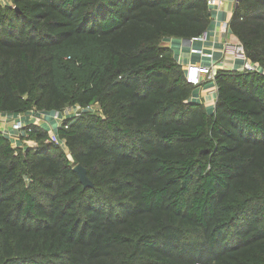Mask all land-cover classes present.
Segmentation results:
<instances>
[{
    "label": "trees",
    "instance_id": "trees-1",
    "mask_svg": "<svg viewBox=\"0 0 264 264\" xmlns=\"http://www.w3.org/2000/svg\"><path fill=\"white\" fill-rule=\"evenodd\" d=\"M210 22L208 0L0 1V113L63 117L33 147L0 131V264H264V0L233 11L258 69L218 71L212 113L166 45Z\"/></svg>",
    "mask_w": 264,
    "mask_h": 264
},
{
    "label": "crops",
    "instance_id": "crops-1",
    "mask_svg": "<svg viewBox=\"0 0 264 264\" xmlns=\"http://www.w3.org/2000/svg\"><path fill=\"white\" fill-rule=\"evenodd\" d=\"M0 1L7 2V0ZM208 3L211 10V22L205 33L200 38L191 39L190 42L167 39L166 45L172 49L173 56L184 73L190 64L210 66L216 73L220 70L241 71L245 59L235 53V48L240 44V41L230 28H225V25L229 24L237 0H208ZM190 100L203 103L209 113L214 112L217 100L216 82L202 77L200 85L193 86ZM53 117L44 114L37 116L34 113L16 117L5 114L1 117L6 121L0 122V131L12 139L16 146L33 147L35 146L34 141L21 138V135L27 136L25 128L35 124L45 128L50 135H54L63 118L61 119V115ZM14 120L21 122V130L13 127Z\"/></svg>",
    "mask_w": 264,
    "mask_h": 264
},
{
    "label": "built area",
    "instance_id": "built-area-1",
    "mask_svg": "<svg viewBox=\"0 0 264 264\" xmlns=\"http://www.w3.org/2000/svg\"><path fill=\"white\" fill-rule=\"evenodd\" d=\"M225 28L229 29V24L228 25L226 24ZM198 38H200V37H198ZM235 53L237 56L243 57L245 59V63L243 64L241 71L252 72V71L257 70V67L255 65H252L249 61H247L246 56H245V52H244V48L241 44L236 46ZM184 76H185V80L187 83H189L193 86H197V85H200V83L202 81V77H206L209 80L215 81L216 72L210 66L201 65V64H190V65H188L187 70L184 73ZM73 112L77 113L78 107H76L73 110ZM4 115H5L4 113H0V122L6 121L4 118H1ZM13 127L17 130H21L22 129L21 122L14 120ZM52 139L56 140L55 135H52ZM35 145H36V143H35Z\"/></svg>",
    "mask_w": 264,
    "mask_h": 264
},
{
    "label": "water",
    "instance_id": "water-1",
    "mask_svg": "<svg viewBox=\"0 0 264 264\" xmlns=\"http://www.w3.org/2000/svg\"><path fill=\"white\" fill-rule=\"evenodd\" d=\"M240 0H237V5L239 3ZM236 5V6H237ZM185 41H189L190 42V39H187ZM74 171L78 174L79 176V180L80 182L82 183V185L84 186V188H90V187H93V183L91 182V180L88 178L87 176V172H86V169L80 165V164H77L75 167H74Z\"/></svg>",
    "mask_w": 264,
    "mask_h": 264
},
{
    "label": "bare ground",
    "instance_id": "bare-ground-1",
    "mask_svg": "<svg viewBox=\"0 0 264 264\" xmlns=\"http://www.w3.org/2000/svg\"><path fill=\"white\" fill-rule=\"evenodd\" d=\"M53 115V114H52ZM54 118V117H53ZM60 118V117H59ZM63 117H61V119H62Z\"/></svg>",
    "mask_w": 264,
    "mask_h": 264
}]
</instances>
